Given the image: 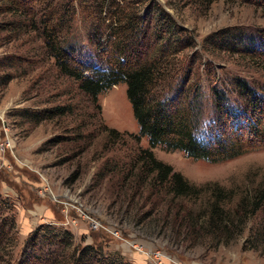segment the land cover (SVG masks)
Wrapping results in <instances>:
<instances>
[{"label":"rangeland","instance_id":"374dc122","mask_svg":"<svg viewBox=\"0 0 264 264\" xmlns=\"http://www.w3.org/2000/svg\"><path fill=\"white\" fill-rule=\"evenodd\" d=\"M63 1L52 5L59 8ZM155 1L194 35L196 46L176 55L171 73L153 97L171 96L180 83L190 87L189 99L197 100L201 136L220 115L214 106L215 86L240 109L245 102L240 82H247L255 92L264 89L263 64L236 50L251 44L264 47L260 36L264 0ZM74 6L60 40L65 47L82 49L84 58L101 66L98 54L104 44L99 39L106 40L103 33L109 20L98 15L97 0H75ZM35 8L34 24L25 15L2 12L0 4V196L11 206L0 220L8 218L13 239L9 264H17L36 231L43 254L57 250L56 244L46 241L49 237L42 230L46 226L66 232L73 249L92 244L104 256L128 264H264L263 241L254 236L263 227L262 211L248 220L235 240L208 246L204 239L174 242L161 234L167 228L157 217L169 208L151 206L147 192L134 198L139 205H128L125 199L135 190L124 176L139 150L151 146L147 137H136L140 127L127 84L112 86L97 100L81 91L46 45L42 17L47 6L40 2ZM222 33L228 41L216 45ZM57 108L64 111H51ZM152 150L196 184L218 182L237 189L264 178V147L221 162L195 159L161 145ZM6 260L0 252V264Z\"/></svg>","mask_w":264,"mask_h":264},{"label":"trees","instance_id":"16d2710c","mask_svg":"<svg viewBox=\"0 0 264 264\" xmlns=\"http://www.w3.org/2000/svg\"><path fill=\"white\" fill-rule=\"evenodd\" d=\"M54 1L57 0H0V4L2 12L25 15L34 24L37 20L35 5L41 2L47 6V13L42 17L46 45L61 71L76 79L79 89L93 100L114 85L127 84V96L140 127V135L136 137H147L151 146L139 150L134 165L124 176L127 185L135 190L133 197L125 199L128 205H139V200L136 202L134 198H142L147 192L151 206L162 204L169 208L157 217L158 223L163 222L160 226L167 228L161 234L174 242L204 239L208 246L235 240L244 232L248 220L262 211L263 227L254 236L263 241L264 251V178L257 184L239 185L237 189L218 182L196 184L157 158L152 150L161 145L184 151L195 159L221 162L263 148L264 89L255 92L247 82H240V93L245 100L240 109L231 105L215 86L214 106L220 115L210 124L209 131L207 127L199 136L197 100L189 99L190 87L180 83L171 96L153 97V91L171 73L176 55L196 46L194 35L179 26L171 13L155 0H97L98 15L102 20H109L103 33L104 36L107 33L106 40L99 39L104 45L98 54L101 66L97 67L92 60L83 57L82 49L65 47L59 37L63 26H68L75 0H65L59 8L52 5ZM226 35H219L220 42L214 43L224 44L223 41H228ZM260 36L264 40V35ZM245 47L236 50L264 66V47L252 44ZM51 111L62 113L64 108ZM109 131L119 133L114 128ZM5 201L0 196V215L11 208ZM7 221V217L0 220V252L7 256L5 264L10 263L13 255V239ZM42 230L49 237L46 241L56 244L57 250L52 253L46 250L43 254L40 234L36 231L27 241L17 264H128L116 256H104L101 249L92 244L73 249L66 232H56L49 226ZM67 249L73 251L67 254ZM69 254H72L70 262Z\"/></svg>","mask_w":264,"mask_h":264}]
</instances>
